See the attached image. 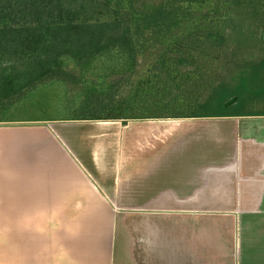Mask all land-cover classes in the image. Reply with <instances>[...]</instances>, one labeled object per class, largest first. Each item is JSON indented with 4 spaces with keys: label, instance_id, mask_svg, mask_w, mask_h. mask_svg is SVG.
Segmentation results:
<instances>
[{
    "label": "crops",
    "instance_id": "0c3cea01",
    "mask_svg": "<svg viewBox=\"0 0 264 264\" xmlns=\"http://www.w3.org/2000/svg\"><path fill=\"white\" fill-rule=\"evenodd\" d=\"M223 115L85 123L76 137L69 124L0 121L14 201L0 222L27 225L1 253L9 264H253L243 237L254 225L264 237V114Z\"/></svg>",
    "mask_w": 264,
    "mask_h": 264
},
{
    "label": "rangeland",
    "instance_id": "374dc122",
    "mask_svg": "<svg viewBox=\"0 0 264 264\" xmlns=\"http://www.w3.org/2000/svg\"><path fill=\"white\" fill-rule=\"evenodd\" d=\"M23 1L24 5L31 2V0ZM93 1L95 2L91 4L92 0L90 3L87 0L90 4L89 15L93 14V7L96 8L103 2V0ZM145 1L138 0L134 4L135 9L138 11L148 9L143 4ZM200 1L203 5L200 11L195 12L203 15H208L220 4L216 0ZM56 2L57 0H47V8L42 9L45 15L54 16L57 13ZM237 9L221 11L227 16L219 19V29L225 30V35H228L224 44L217 46L216 42V45H209L208 49L198 48L197 51L195 48H190L192 57L189 56V47L185 52H172L174 55H169L168 44H161L158 38H154L153 42L160 44L158 48L149 47L153 43H148L147 46L143 44L138 52L135 51L138 56L134 54L132 57L118 56L112 52L98 55L91 59L88 68L84 67L86 59L64 57L61 68L55 67L53 72L36 87L33 86L25 92L1 100L0 121L49 120L56 124H69L60 128L67 130L66 136L76 137L83 127L81 124L112 121L108 120L110 117L129 120L143 117L216 115L228 112L264 114V72H260L254 84L253 76L250 74L252 67L258 62L257 58L252 56L256 54L257 49L247 50V47L241 46V43L247 41L241 42L237 39L240 37L237 32L242 27L236 14ZM209 15L213 16V14ZM181 19L180 15H176L175 20L181 21ZM224 19H228V22H222ZM217 25L218 23H215L212 30L218 27ZM243 27L246 28L247 24ZM258 35L264 39V29ZM257 39L255 45L259 46L258 36ZM162 52L167 54L164 58L165 64L164 60L161 61ZM261 57L264 56H258V59ZM185 58L189 62H184ZM190 78L193 79L192 82H188ZM249 79L252 80L248 82ZM1 82L4 83L2 79ZM184 82L186 85L180 88L178 85ZM221 84L230 88V93L236 96L224 102L223 91L221 93L217 91L219 88L216 89ZM233 99L237 101L228 106ZM75 123L76 125L70 126ZM54 151L53 149L50 153ZM1 174L0 170V217L1 215L3 217L5 213H12L14 201L10 198L11 192L6 189L10 185L9 175L1 176ZM48 174V182L53 184L57 180L54 176L56 172L50 167ZM36 181L35 178L34 182ZM254 226L251 233H248L247 228L244 229L247 232L243 237V246L251 254L255 253L252 254L254 260L250 261L251 263L263 264L264 262L259 261V258H264V237L258 234ZM25 228L27 225L24 226V222H0V263L4 261L9 264V253L3 252V254L1 250L2 247L10 248V234L22 235L25 231L21 233L19 231ZM18 241L22 246L21 241ZM257 252L263 255H257ZM69 256L76 258L77 261L81 260V257L79 255L76 257L74 253ZM82 262L81 260L80 264Z\"/></svg>",
    "mask_w": 264,
    "mask_h": 264
},
{
    "label": "trees",
    "instance_id": "16d2710c",
    "mask_svg": "<svg viewBox=\"0 0 264 264\" xmlns=\"http://www.w3.org/2000/svg\"><path fill=\"white\" fill-rule=\"evenodd\" d=\"M93 2L95 1L92 0L91 4ZM136 2L138 0H103L96 8H92L94 12L89 15L90 0L89 3L87 0H57V13L51 16L45 15L42 10L47 8V0H31L26 5L23 0H0V79L4 82L0 83L1 86L4 85L0 86V101L36 87L55 67L61 68L64 57L86 59L84 67L88 68L91 59L98 55L112 52L118 56H138L137 50L143 44H152L154 38H158L161 44H168L169 55H174L172 52H185L189 47V56L192 57L190 48L197 51L198 48L208 49L209 45H216V42L217 46L224 44L228 35H225V30L219 29V19L227 16L221 11H234L236 8L237 17L242 23L237 32L240 37L237 39L247 41L241 43L247 50L257 49L252 56L258 62L252 67L250 74L254 84L260 72H264V57L258 59V56H264V39L258 35L264 29V0H216L220 4L208 15L195 12L200 11L203 5L200 0H146L143 4L148 9L141 11L135 9ZM97 13L99 14L96 16ZM176 15H180L184 23L175 20ZM222 22H228V19ZM215 23H218V27L212 30ZM246 24L247 27H243ZM257 36L259 46L255 45ZM184 41L188 43L185 44ZM150 46L158 48L160 44L153 43ZM165 56V52L160 53L164 64ZM183 61L189 62L186 58ZM192 80L190 78L188 82ZM185 85L184 82L178 86L181 88ZM216 89L221 93L223 91L224 102L236 96L224 84ZM202 117L228 115H187L175 118Z\"/></svg>",
    "mask_w": 264,
    "mask_h": 264
},
{
    "label": "water",
    "instance_id": "95a60500",
    "mask_svg": "<svg viewBox=\"0 0 264 264\" xmlns=\"http://www.w3.org/2000/svg\"><path fill=\"white\" fill-rule=\"evenodd\" d=\"M236 101H237V99H233L232 101H230V102L228 103V106L232 105V104L235 103Z\"/></svg>",
    "mask_w": 264,
    "mask_h": 264
}]
</instances>
